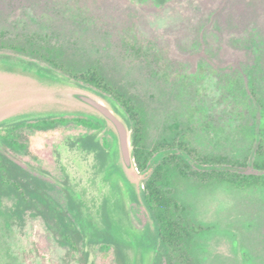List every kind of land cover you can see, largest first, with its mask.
<instances>
[{
  "label": "rangeland",
  "instance_id": "rangeland-1",
  "mask_svg": "<svg viewBox=\"0 0 264 264\" xmlns=\"http://www.w3.org/2000/svg\"><path fill=\"white\" fill-rule=\"evenodd\" d=\"M91 68L112 92L80 77ZM71 92L123 119L130 167L116 127ZM43 117L69 122L15 126ZM0 151L50 197L21 218L0 180V264H264V180L243 179L264 176V0H0ZM166 162L185 228L171 258L144 201Z\"/></svg>",
  "mask_w": 264,
  "mask_h": 264
},
{
  "label": "trees",
  "instance_id": "trees-1",
  "mask_svg": "<svg viewBox=\"0 0 264 264\" xmlns=\"http://www.w3.org/2000/svg\"><path fill=\"white\" fill-rule=\"evenodd\" d=\"M80 77L87 83L93 84L96 87L103 88L111 91L110 86L102 81L101 77L96 70L92 68L80 74ZM117 93V92H116ZM116 97L122 103L124 108L127 109L131 117L138 118V109L136 104L129 98L125 97V94L119 93L116 94ZM137 117V118H136ZM80 124L91 128H97L98 124L86 119V118H75ZM69 120L64 117L60 118H51L43 117L34 121L22 120L15 124L16 127H28L32 129L46 130L53 128L58 124H66ZM134 146L137 160L140 161L141 151L138 148V142L140 140V131L139 127H135L134 130ZM172 156L170 159L174 158ZM168 158V160H170ZM167 160V159H166ZM165 160V161H166ZM170 166L168 163L160 164L155 168L153 174L147 181L146 192L144 195V201L146 206L154 214L157 226L158 234L160 236V241L162 248L164 249L165 256L171 258V255L175 251L177 244L180 240L183 239V233L185 231L182 222L177 220V210L179 207L178 202H175V199L170 195V192L166 191V184L169 180L170 175ZM210 179H214L215 173L207 174ZM24 177L26 179H24ZM247 180L246 182L250 184H256L264 180V176H248L243 178ZM0 180L2 183L7 182L11 184L15 189L17 195L19 196V202L17 205V213L19 217L23 218L25 211L31 207V203L36 201V199L48 206V198H50L47 193L44 192L41 182L36 178H32L28 171H26L20 164L11 159L6 154L0 151ZM238 185H245L242 180L237 181ZM22 187L25 190H22ZM62 224L65 225V229H68L72 234H80L72 221L65 224L62 221ZM187 231V230H186ZM73 236L66 234L64 243L70 245L74 249H77L76 242L74 241ZM181 242V241H180ZM172 263V260H170Z\"/></svg>",
  "mask_w": 264,
  "mask_h": 264
},
{
  "label": "water",
  "instance_id": "water-1",
  "mask_svg": "<svg viewBox=\"0 0 264 264\" xmlns=\"http://www.w3.org/2000/svg\"><path fill=\"white\" fill-rule=\"evenodd\" d=\"M68 96L96 109L116 127L120 137L123 159L126 165L130 167L133 158L130 147L129 129L123 119L107 103L92 94L86 92H71Z\"/></svg>",
  "mask_w": 264,
  "mask_h": 264
}]
</instances>
